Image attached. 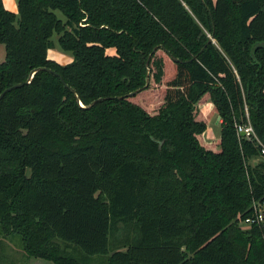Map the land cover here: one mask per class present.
Masks as SVG:
<instances>
[{"label": "trees", "instance_id": "obj_1", "mask_svg": "<svg viewBox=\"0 0 264 264\" xmlns=\"http://www.w3.org/2000/svg\"><path fill=\"white\" fill-rule=\"evenodd\" d=\"M0 43V232L27 256L264 264V223H238L264 155L235 130L264 143V0H0Z\"/></svg>", "mask_w": 264, "mask_h": 264}, {"label": "rangeland", "instance_id": "obj_2", "mask_svg": "<svg viewBox=\"0 0 264 264\" xmlns=\"http://www.w3.org/2000/svg\"><path fill=\"white\" fill-rule=\"evenodd\" d=\"M15 2V12H17V0H13ZM56 14L64 19V14L55 9ZM51 39H53L54 44L48 49V55L58 60L59 62H67L72 58L71 51L64 50L60 47L57 41V33L53 32L51 35ZM109 52H113L114 49L112 47L108 48ZM5 58V48L4 44L0 43V61ZM159 87V86H158ZM152 89H154L161 101L163 96V88H157V86L153 85ZM199 108L203 112H207L209 108L212 106L210 101L203 102L198 104ZM218 114H213L207 123L205 130L203 131V139L205 141H211L214 137H216L220 132V123L218 120L216 121ZM220 118V117H219ZM0 264H55L52 261L45 260L37 257H29L24 253V250L21 246L20 236L17 233H8L4 235L0 232Z\"/></svg>", "mask_w": 264, "mask_h": 264}, {"label": "built area", "instance_id": "obj_3", "mask_svg": "<svg viewBox=\"0 0 264 264\" xmlns=\"http://www.w3.org/2000/svg\"><path fill=\"white\" fill-rule=\"evenodd\" d=\"M245 122H235V130L238 137H246L254 140L258 146L259 153L264 155V143L257 136L253 125L251 124L248 114ZM243 132V134H241ZM238 223L242 226L253 224L260 225L264 223V198H253L250 203V211L244 216L238 217Z\"/></svg>", "mask_w": 264, "mask_h": 264}, {"label": "crops", "instance_id": "obj_4", "mask_svg": "<svg viewBox=\"0 0 264 264\" xmlns=\"http://www.w3.org/2000/svg\"><path fill=\"white\" fill-rule=\"evenodd\" d=\"M3 1V4L6 8L14 11L15 10V2H13V0H2ZM17 4V3H16ZM220 119V118H219ZM219 119L217 118L216 121L218 120L219 122Z\"/></svg>", "mask_w": 264, "mask_h": 264}, {"label": "water", "instance_id": "obj_5", "mask_svg": "<svg viewBox=\"0 0 264 264\" xmlns=\"http://www.w3.org/2000/svg\"><path fill=\"white\" fill-rule=\"evenodd\" d=\"M31 76V75H30ZM30 78V77H29ZM59 78L62 80V77L59 75ZM148 83V76L146 77V84ZM19 84H21L20 82H17V83H15L14 85L16 86V85H19ZM9 88H11L10 86H8V87H6L5 89H3V91H1L0 92V98H1V96L4 94V92L7 90V89H9ZM132 93H134V91H131L130 92V94H132ZM98 99V98H97ZM97 99H94L91 103H93V102H95V100H97ZM82 104V103H81ZM219 115H218V119H219ZM241 134H243V132H241Z\"/></svg>", "mask_w": 264, "mask_h": 264}]
</instances>
